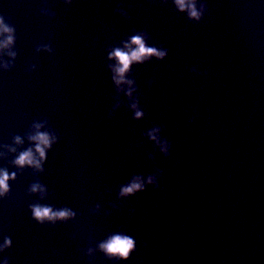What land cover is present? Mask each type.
Masks as SVG:
<instances>
[{"label": "water", "instance_id": "1", "mask_svg": "<svg viewBox=\"0 0 264 264\" xmlns=\"http://www.w3.org/2000/svg\"><path fill=\"white\" fill-rule=\"evenodd\" d=\"M0 20V264H264V0H0ZM136 36L165 55L121 75Z\"/></svg>", "mask_w": 264, "mask_h": 264}, {"label": "clouds", "instance_id": "2", "mask_svg": "<svg viewBox=\"0 0 264 264\" xmlns=\"http://www.w3.org/2000/svg\"><path fill=\"white\" fill-rule=\"evenodd\" d=\"M177 5L179 6L180 10L183 11L185 9V0H176ZM190 16L192 18H199L198 12L195 10L194 5L190 6ZM0 24H2V20H0ZM5 32L10 31L8 28H4ZM11 38H9V42ZM132 43L135 44L137 47L135 50L128 52H122L119 49L115 50L113 56L119 61L120 67L117 69L118 73L121 75L128 70L129 65L133 61H141L142 59L155 55L158 58H163L165 52L157 51L155 48H146L143 40L141 37L136 36L132 38ZM137 118L141 116L140 112L136 113ZM155 138V137H153ZM39 140L40 144L47 146L49 144L48 137L46 135H39L36 137ZM41 157L44 156V150L37 145L36 149ZM16 163L18 165L23 166L24 164H32L34 163L32 158L31 151L22 153L20 157L17 159ZM9 179L7 173L0 175V190L7 191V180ZM141 184L139 183H132L129 187H125L122 190V194H130L137 190L141 189ZM37 189V186L33 187V191ZM69 213L67 211H60V212H52L50 208L47 207H39L36 206L33 208V215L38 220H43L44 218L52 219L54 217L63 218L67 216ZM102 249L109 255L119 256L123 259H127L129 253L134 248V240L128 236H114L112 237L106 244L101 245Z\"/></svg>", "mask_w": 264, "mask_h": 264}]
</instances>
